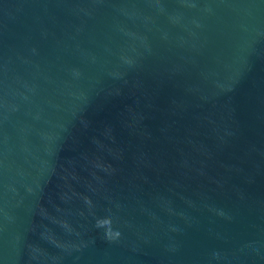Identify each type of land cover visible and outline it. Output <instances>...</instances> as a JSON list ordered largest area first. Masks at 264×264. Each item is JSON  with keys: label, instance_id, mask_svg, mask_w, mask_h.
Here are the masks:
<instances>
[{"label": "water", "instance_id": "95a60500", "mask_svg": "<svg viewBox=\"0 0 264 264\" xmlns=\"http://www.w3.org/2000/svg\"><path fill=\"white\" fill-rule=\"evenodd\" d=\"M0 264H264V0H0Z\"/></svg>", "mask_w": 264, "mask_h": 264}]
</instances>
